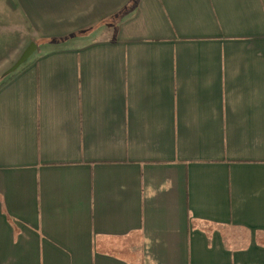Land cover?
Returning a JSON list of instances; mask_svg holds the SVG:
<instances>
[{
    "label": "crops",
    "instance_id": "obj_1",
    "mask_svg": "<svg viewBox=\"0 0 264 264\" xmlns=\"http://www.w3.org/2000/svg\"><path fill=\"white\" fill-rule=\"evenodd\" d=\"M0 264H264V0H0Z\"/></svg>",
    "mask_w": 264,
    "mask_h": 264
},
{
    "label": "water",
    "instance_id": "obj_2",
    "mask_svg": "<svg viewBox=\"0 0 264 264\" xmlns=\"http://www.w3.org/2000/svg\"><path fill=\"white\" fill-rule=\"evenodd\" d=\"M36 44L30 43L26 46V48L23 50L21 55L18 57V59L15 61L13 66L10 68L11 70L16 69L19 65H21L25 60L31 55V53L34 51Z\"/></svg>",
    "mask_w": 264,
    "mask_h": 264
},
{
    "label": "rangeland",
    "instance_id": "obj_3",
    "mask_svg": "<svg viewBox=\"0 0 264 264\" xmlns=\"http://www.w3.org/2000/svg\"><path fill=\"white\" fill-rule=\"evenodd\" d=\"M15 63V62H14ZM13 63V64H14ZM13 64L10 66L7 67V69L5 71H3L0 75V79L5 77L6 75H8L9 73H11L12 71H14L15 69L11 70L10 68L13 66Z\"/></svg>",
    "mask_w": 264,
    "mask_h": 264
}]
</instances>
